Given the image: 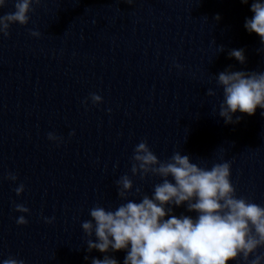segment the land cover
Segmentation results:
<instances>
[{"label":"clouds","instance_id":"9594fccd","mask_svg":"<svg viewBox=\"0 0 264 264\" xmlns=\"http://www.w3.org/2000/svg\"><path fill=\"white\" fill-rule=\"evenodd\" d=\"M9 2L0 0V9ZM126 2L131 4L133 0ZM34 3L39 5L41 0H15V10L0 15V35L8 37L13 24L27 25L29 13L35 11ZM241 3L247 4L248 0H241ZM250 10L254 15L246 19L244 27L249 33H256L264 44V2L253 0ZM215 19L219 20V15ZM30 35L39 38L41 33L30 30ZM219 50L222 52L223 46ZM229 57H234L241 64L246 62L243 49L231 50ZM216 82L223 89L219 116L225 124L240 122V116L233 120L237 111L253 116L257 108L264 109V72L226 70L218 74ZM206 95L214 96L216 93L210 88ZM90 99L93 104L102 103V97L95 93ZM48 139L61 141L62 137L49 133ZM132 161L133 175L139 174L141 179L149 175L160 177L161 182L154 185L151 197L145 194L135 202L128 199L133 189L132 179L128 175L121 176L116 181L117 195L127 202L115 210L96 205L89 210L91 219L81 224L89 237V252L93 249L101 253L128 250L123 264H229L231 261L262 264L264 252H258V249L264 248V206L245 197H237L230 179V161L214 163L209 169L191 162L188 155L179 151L174 152L169 160L160 161L146 140L135 146ZM8 179L14 182L17 176L9 173ZM15 192L21 195L24 185L20 184ZM136 192L138 194L140 189L137 188ZM184 204L189 212L198 214L195 219L187 215L177 217L171 214L172 207L166 208V205ZM14 210L30 212L24 204H15ZM53 219L45 218V222L51 223ZM16 223L27 225L28 220L21 215ZM93 235L96 242L91 239ZM2 264L25 262L9 256ZM92 264L118 262L105 255L103 259L93 258Z\"/></svg>","mask_w":264,"mask_h":264}]
</instances>
